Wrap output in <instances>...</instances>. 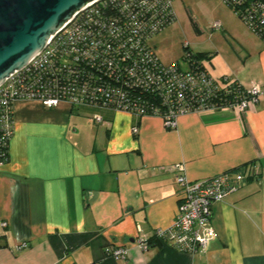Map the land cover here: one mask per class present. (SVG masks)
Returning <instances> with one entry per match:
<instances>
[{
    "label": "crops",
    "instance_id": "crops-1",
    "mask_svg": "<svg viewBox=\"0 0 264 264\" xmlns=\"http://www.w3.org/2000/svg\"><path fill=\"white\" fill-rule=\"evenodd\" d=\"M246 30H224L238 45L235 57L210 73L244 89L264 86V42ZM206 53L211 65L218 51ZM12 110L9 160L0 165V264H264V94L242 112L182 114L174 129L159 116L96 107L18 101ZM178 163L190 180L252 163L260 172L212 204L216 236L205 252L153 239L149 250H139L140 235L151 238L174 220ZM108 243L128 247L127 259L104 256Z\"/></svg>",
    "mask_w": 264,
    "mask_h": 264
},
{
    "label": "built area",
    "instance_id": "built-area-1",
    "mask_svg": "<svg viewBox=\"0 0 264 264\" xmlns=\"http://www.w3.org/2000/svg\"><path fill=\"white\" fill-rule=\"evenodd\" d=\"M174 1L93 0L74 12L39 54L0 85V165L9 160L15 124L12 109L18 101H34L48 109L67 105L75 110L125 111L138 118L159 116L166 129L176 128L182 114L220 107L235 112L253 108L264 86L244 89L227 76L214 78L206 60L192 53L167 63L159 58L152 40L176 21ZM222 1L264 42V0ZM221 27L220 21L212 24L214 29ZM93 118L102 120L97 114ZM138 131L136 125L132 127L133 135ZM172 168L180 185L174 220L169 227L156 229L151 238L140 235L135 246L147 251L153 239L185 253L205 252L216 236L212 204L237 190L244 179L257 177L260 169L252 163L240 172L190 180L183 163ZM26 246L24 242L19 248ZM103 254L126 260L128 247L108 243Z\"/></svg>",
    "mask_w": 264,
    "mask_h": 264
},
{
    "label": "rangeland",
    "instance_id": "rangeland-1",
    "mask_svg": "<svg viewBox=\"0 0 264 264\" xmlns=\"http://www.w3.org/2000/svg\"><path fill=\"white\" fill-rule=\"evenodd\" d=\"M173 11L176 21L152 40L159 58L164 63L177 61L184 53L186 45L194 52L213 54L218 51V56H212L211 65L205 59V66L212 76H216V73L223 71L231 63V57H235L238 46L224 30L234 36L240 33L239 30L250 31L222 0H175ZM215 20L223 23L221 29L212 28ZM252 37L257 36L253 33Z\"/></svg>",
    "mask_w": 264,
    "mask_h": 264
},
{
    "label": "water",
    "instance_id": "water-1",
    "mask_svg": "<svg viewBox=\"0 0 264 264\" xmlns=\"http://www.w3.org/2000/svg\"><path fill=\"white\" fill-rule=\"evenodd\" d=\"M93 0H0V85Z\"/></svg>",
    "mask_w": 264,
    "mask_h": 264
},
{
    "label": "trees",
    "instance_id": "trees-1",
    "mask_svg": "<svg viewBox=\"0 0 264 264\" xmlns=\"http://www.w3.org/2000/svg\"><path fill=\"white\" fill-rule=\"evenodd\" d=\"M237 17H238V16H237ZM238 18H239V17H238ZM239 19H240V18H239ZM185 52H186V53H192V55L195 56L197 59H202V58L205 59V57H206V58H209V56H207L208 53H206V52H201V53H200V52H194V51H192V49H190V48H188V47L185 48L184 53H185ZM184 53H183L181 56H179V57H180V58H179L180 60H181L182 58L184 59ZM177 61H178V60H177Z\"/></svg>",
    "mask_w": 264,
    "mask_h": 264
}]
</instances>
